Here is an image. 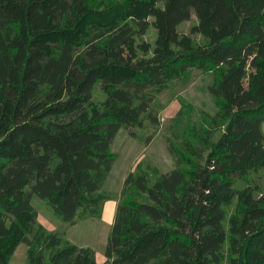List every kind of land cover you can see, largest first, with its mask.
I'll return each instance as SVG.
<instances>
[{"label": "trees", "instance_id": "trees-1", "mask_svg": "<svg viewBox=\"0 0 264 264\" xmlns=\"http://www.w3.org/2000/svg\"><path fill=\"white\" fill-rule=\"evenodd\" d=\"M193 10L204 43L179 32ZM193 68L217 112L154 182L128 173L104 262L38 224L35 195L65 222L101 216L118 131L159 124L156 95ZM263 124L264 0H0V264L20 242L27 264H264V195L235 188L264 166Z\"/></svg>", "mask_w": 264, "mask_h": 264}, {"label": "rangeland", "instance_id": "rangeland-1", "mask_svg": "<svg viewBox=\"0 0 264 264\" xmlns=\"http://www.w3.org/2000/svg\"><path fill=\"white\" fill-rule=\"evenodd\" d=\"M149 21L152 23L153 18L151 17ZM197 24L198 18L193 10L190 20L179 25V32L190 34L196 43H204L206 39L203 33L193 30ZM156 36L157 31L151 24L145 34L136 37L139 43L145 41L154 45ZM213 78L211 72H203L195 68L188 70L184 75L172 79L152 102L151 109L158 115L159 124L153 125L148 119L145 120L143 127L134 129L136 137L131 136L128 129L121 128L118 131L112 145L116 160L102 188L107 199L104 201L101 216L78 219L74 223L65 222L35 195L32 198V204L38 212V224L47 231L58 233L80 246L93 248L98 261L104 262L105 247L117 205L124 198L122 188L125 178L130 172L146 170L151 182H154L160 173L174 168L175 159L169 150V145L180 144L189 127L204 126L207 116H213L217 112L216 100L208 89ZM94 98L98 101L104 100V94L99 86L95 89ZM150 137V142H147ZM248 185L254 188L256 197L264 195V166L249 170L242 176L236 175V189H242ZM237 204L236 196L231 204L226 205L225 226L227 229ZM27 259L28 246L20 242L14 250L11 263L27 264Z\"/></svg>", "mask_w": 264, "mask_h": 264}]
</instances>
